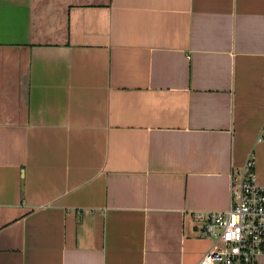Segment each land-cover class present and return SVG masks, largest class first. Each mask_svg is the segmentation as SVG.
<instances>
[{
    "label": "crops",
    "instance_id": "crops-1",
    "mask_svg": "<svg viewBox=\"0 0 264 264\" xmlns=\"http://www.w3.org/2000/svg\"><path fill=\"white\" fill-rule=\"evenodd\" d=\"M249 156L264 0H0V264H198Z\"/></svg>",
    "mask_w": 264,
    "mask_h": 264
},
{
    "label": "built area",
    "instance_id": "built-area-1",
    "mask_svg": "<svg viewBox=\"0 0 264 264\" xmlns=\"http://www.w3.org/2000/svg\"><path fill=\"white\" fill-rule=\"evenodd\" d=\"M192 217L199 236L212 241L198 264H260L264 257V185L256 181L253 158L249 156L232 175L226 210L196 211Z\"/></svg>",
    "mask_w": 264,
    "mask_h": 264
},
{
    "label": "rangeland",
    "instance_id": "rangeland-1",
    "mask_svg": "<svg viewBox=\"0 0 264 264\" xmlns=\"http://www.w3.org/2000/svg\"><path fill=\"white\" fill-rule=\"evenodd\" d=\"M261 264H264V260H262Z\"/></svg>",
    "mask_w": 264,
    "mask_h": 264
}]
</instances>
